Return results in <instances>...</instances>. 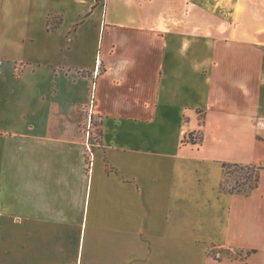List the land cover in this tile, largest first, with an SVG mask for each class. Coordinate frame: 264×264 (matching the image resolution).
<instances>
[{
    "label": "crops",
    "instance_id": "crops-1",
    "mask_svg": "<svg viewBox=\"0 0 264 264\" xmlns=\"http://www.w3.org/2000/svg\"><path fill=\"white\" fill-rule=\"evenodd\" d=\"M0 116V264H264V0H0Z\"/></svg>",
    "mask_w": 264,
    "mask_h": 264
},
{
    "label": "trees",
    "instance_id": "trees-1",
    "mask_svg": "<svg viewBox=\"0 0 264 264\" xmlns=\"http://www.w3.org/2000/svg\"><path fill=\"white\" fill-rule=\"evenodd\" d=\"M61 21L59 16H50L48 18V25L50 29H54ZM202 140L201 132L188 133L183 141L200 143ZM88 161V160H87ZM262 166L253 164H238V163H222V179L220 181V188L223 191L234 193L238 191L247 192L258 185L259 172ZM232 171L230 172V170ZM232 175L233 184H229L227 175Z\"/></svg>",
    "mask_w": 264,
    "mask_h": 264
},
{
    "label": "rangeland",
    "instance_id": "rangeland-1",
    "mask_svg": "<svg viewBox=\"0 0 264 264\" xmlns=\"http://www.w3.org/2000/svg\"><path fill=\"white\" fill-rule=\"evenodd\" d=\"M14 124H16L18 126L19 122L18 121H13ZM11 123V124H13ZM0 128L2 129V133L3 135H7L8 138L12 135L13 131L11 130V127H9V122L7 121V119H4L3 116H0ZM8 138H6L5 144L7 146H10L11 141L8 140ZM11 140H13L14 138H10ZM16 139V138H15ZM232 171V169L230 170V172ZM1 174H2V169L0 168V179H1ZM227 180L229 184H233L232 181V175L228 174L227 175Z\"/></svg>",
    "mask_w": 264,
    "mask_h": 264
},
{
    "label": "built area",
    "instance_id": "built-area-1",
    "mask_svg": "<svg viewBox=\"0 0 264 264\" xmlns=\"http://www.w3.org/2000/svg\"><path fill=\"white\" fill-rule=\"evenodd\" d=\"M86 150H87V151H89V149H88V148H86Z\"/></svg>",
    "mask_w": 264,
    "mask_h": 264
}]
</instances>
